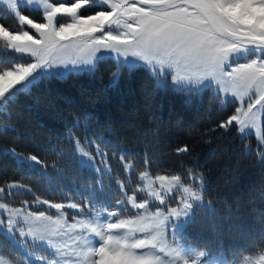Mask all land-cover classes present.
<instances>
[{"label":"snow or ice","instance_id":"6c2138e0","mask_svg":"<svg viewBox=\"0 0 264 264\" xmlns=\"http://www.w3.org/2000/svg\"><path fill=\"white\" fill-rule=\"evenodd\" d=\"M94 2L106 8L82 15ZM0 5L34 32L13 31L0 22V42L31 58L0 66V113L38 80L65 75L53 69L91 70L104 58L97 53L109 52L123 57V66L130 69L147 66L165 87L170 76L176 91L198 94L215 86L221 103L233 97L239 107L219 128L235 124L244 133L257 128L264 114V0H0ZM30 6H39L41 22L22 13ZM75 149L84 166L94 167L95 158L81 141H75ZM96 155L107 165L98 146ZM18 159L42 163L36 155ZM122 163L125 172L133 171L130 160ZM149 164L145 160L138 173L139 185L128 189L117 180L122 195L114 204L94 200L87 213L75 201L39 197L35 203L55 214L29 211L27 202L14 207L4 202L5 194H19L13 190L26 186L15 181L0 186V235L23 250L24 264H229L223 249L205 261L208 251L187 233L194 208L205 207L203 174L188 168L184 176L153 177ZM66 208L75 210L71 222ZM0 264L14 261L0 253ZM232 264H264V250Z\"/></svg>","mask_w":264,"mask_h":264},{"label":"trees","instance_id":"16d2710c","mask_svg":"<svg viewBox=\"0 0 264 264\" xmlns=\"http://www.w3.org/2000/svg\"><path fill=\"white\" fill-rule=\"evenodd\" d=\"M22 12L42 20L38 10ZM0 22L18 28L3 5ZM7 52L15 54L1 49L5 68L19 62ZM115 68L103 58L92 70L48 76L7 105L0 113V184L18 181L30 189L26 196L63 201L94 177L79 165L74 141L95 143L115 159L113 167L122 157L137 170L150 161L152 174L202 173L207 204L195 209L188 227L200 245L227 254L264 248V153L247 150L248 137L240 138L236 125L219 128L232 106L221 104L212 88L190 94L168 81L165 87L143 66L123 67L110 82ZM183 147L188 151L178 152ZM11 149L42 163H21Z\"/></svg>","mask_w":264,"mask_h":264},{"label":"rangeland","instance_id":"374dc122","mask_svg":"<svg viewBox=\"0 0 264 264\" xmlns=\"http://www.w3.org/2000/svg\"><path fill=\"white\" fill-rule=\"evenodd\" d=\"M52 2H54V3L71 4V3L74 2V0H52ZM3 6L6 7V5H3ZM38 7L39 6H30V7H27V8L32 10V9H36ZM105 8H106V6L94 2V3L90 4L89 6H86L84 9H82L81 14L82 15H93L97 11H99L101 9H105ZM40 12L42 13V11H40ZM29 18H31V17L29 16ZM61 19H64V18H61ZM15 20L16 19L13 17V22L17 21V20L15 21ZM41 21H36V22H41ZM17 23H18V21H17ZM10 29L13 30V31L27 30V31H29L30 34H34L33 30L29 29L27 27V25L21 26L19 23H18V28L16 27V28H10ZM4 48L7 49L6 46H4L2 42H0V51H1V49H4ZM7 50L13 52V50H10V49H7ZM13 53H15L16 55L12 54V53H8V54H10V56L14 55V56L18 57L19 58V62H24V63L30 62V59H31L30 57H28L26 55H23V54H18L16 52H13ZM97 55L98 56H103L104 58H110V59H112V60H114L116 62L115 71L110 76V82H115L117 80V78H118V75L121 72V69L123 67H126V66H123L124 58L117 56L116 53H109V52H101V53H97ZM25 58H27V59H25ZM132 59H133L132 57H129V60H132ZM13 62L16 63V62H18V60L16 59V61H13ZM97 62L98 61L94 62V65L92 66L91 70L95 68ZM240 62H244L243 59H241ZM137 63L139 64L140 62H137ZM11 66H13V65L10 63L9 66H7V67H11ZM144 67L147 68V66H144ZM81 68H83L84 70H88L84 66H81ZM81 68H73L71 65H69L68 69L59 68V69H53L52 71H54V72L55 71L64 72L65 75L64 76H59V77H65L70 72H81V71H83V70H81ZM126 68L130 69L128 67H126ZM114 74H116V76H117L115 81L113 80ZM161 79H163V78H161ZM168 84L174 88V86L171 83V77L170 76L168 78ZM213 89L215 91V86H213ZM215 93H216V91H215ZM221 95H223V94H221ZM223 104L231 105L232 108H233V110H232L231 114L228 116V118L232 114H234L235 109L237 107H239V102L235 101L234 98L231 97V96H228L226 101ZM263 123H264V114L261 115L260 120L258 122V127L257 128L245 129V132L241 133L238 130V126L236 125L239 136L241 138L248 137L247 141H246V149L258 152L260 157L264 153V143H262L261 139H260V137H264ZM75 141H74L73 148H74V150H75V152L77 154L78 162H79V164L81 166H84L81 163L82 157L80 156V154L75 149ZM85 144H86V146L84 145L85 146V150L90 151L92 153L93 157L95 158V164H94V167H86V166H84V167L88 168L94 174V180L91 181L90 183H88L85 189L82 188L80 190V195H78L76 193H73L76 197L69 198V199L61 201V202L66 203L67 201H75L76 203H78L82 207H84V211H85V213H87L88 209L93 208V201L94 200H98V201L106 200V201H109V202L114 204V201L116 199H118L120 195H122V193H119V191H118V185L116 183L117 180L124 181L125 184H126V187L128 189H131L132 187H135V186L139 185L141 182L138 180V173L140 171H143L144 169L137 170L136 167L134 166L133 171L125 172V170L123 168V163H122V159L123 158H121V157L118 160L119 165L117 164V167H113V165L110 164L111 157H109L104 151H102V149L97 144L93 143L92 151L89 150V148H88L90 146L89 143H85ZM97 146L99 147L100 152L106 154V156H107V165H105L101 161V158L96 155ZM10 153L11 154L15 153V155L14 154L13 155L15 156L17 161L19 160L18 157H20V156L27 157L26 155L14 152L12 149L10 150ZM112 159H114V158H112ZM27 163L29 165H35L31 161H27ZM118 167L121 169L120 176L117 175ZM109 169H110V171H109ZM155 175H158V174H152L153 177ZM11 182H13V181H9V182H6L4 184H0V186H7V184H9ZM15 182H18V181H15ZM18 183H20V182H18ZM20 184H22V183H20ZM13 191L16 192V193H19V194H16V195H7V194H5L4 202H7L11 206H14V207H22L23 203L27 202V205H28V209L27 210H29V211L37 212V213L40 212V211H44L46 214H55V210L54 209H49L47 207V205H42V204L41 205H37L35 203L36 197H30V196H26V195L22 194V193L31 194V191H29V188L27 186L23 187V188H20V189H15ZM82 192H83V194L81 195ZM138 195L139 196H143L144 194L140 193ZM39 198L40 199H44V198H41V197H39ZM178 199H179V197L177 196L176 200H178ZM44 200H48V199H44ZM49 201L53 202V203H60V202H56V201H52V200H49ZM203 203H204V205L207 204L206 201H203ZM85 205H86V207H85ZM173 206H175V204H173ZM96 210H99V209L97 208ZM64 211H65V213L68 214L67 218L71 222L72 215L75 213V210L66 208ZM4 218L6 219V217H4ZM0 241H1V239H0ZM7 242L9 243L8 247H7V245H5V244L3 245V244L0 243V253H2L6 258H9L12 261H14V264H24V252H23V250L21 248L14 247L10 241L7 240ZM198 248L200 250L208 251L209 254L203 258L205 261L210 260L212 257L216 256L219 253V252L209 251V249L206 248V247H199L198 246ZM261 250H264V248L261 249ZM45 251H47L46 247H45ZM260 251L255 252V253H245V254H240V255H233V256H229V257L225 256V258L229 261V264H232V261L234 259H237V258H241L242 259L244 256H253L254 257V256L258 255L260 253ZM36 264H39V262H36Z\"/></svg>","mask_w":264,"mask_h":264}]
</instances>
